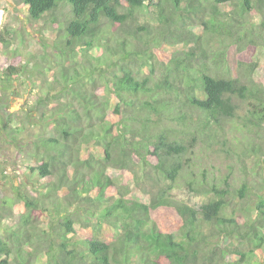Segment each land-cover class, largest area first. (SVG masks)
<instances>
[{"label":"trees","instance_id":"1","mask_svg":"<svg viewBox=\"0 0 264 264\" xmlns=\"http://www.w3.org/2000/svg\"><path fill=\"white\" fill-rule=\"evenodd\" d=\"M19 1L50 16L61 62L25 119L7 109L17 64L0 77V173L36 176L0 191V264H264V176L253 192L195 169L200 142L264 164V0H158L155 25L149 0Z\"/></svg>","mask_w":264,"mask_h":264},{"label":"rangeland","instance_id":"2","mask_svg":"<svg viewBox=\"0 0 264 264\" xmlns=\"http://www.w3.org/2000/svg\"><path fill=\"white\" fill-rule=\"evenodd\" d=\"M149 1L150 3L147 2L148 11L141 15L139 22H149L155 25L157 20L153 4L158 0ZM64 8L56 12H62L63 18H69L68 10L66 7ZM26 11L27 7L22 6L19 0H0V34H3L6 39H10L11 41L8 45L0 44V77L9 64H17L20 70L19 77L11 82L5 94L8 96L7 103L9 107L7 109L12 115L16 114L20 119H25L24 112H29L32 109L35 102L36 90L42 88L45 80H47L48 85L53 76L59 74L58 68L61 62V56L57 53L59 48V44L57 43L58 39L49 33L54 27V25L52 26L50 16L47 14L42 22L33 23L27 19ZM254 18L256 22H259L260 16L258 14L254 15ZM193 27L194 30H199L197 25ZM8 29L13 34L12 38L6 33ZM181 48V46L174 49L162 46L161 49L172 52ZM253 60L264 65V48H258L255 51ZM42 70L45 71L44 74ZM37 131L38 128L28 125L20 134L21 140H28ZM236 133L234 131L230 133L229 137L231 139L228 145L230 143H236V140L240 138V134L235 135ZM6 139L9 140L7 137ZM5 149L7 152H4L3 156L0 155V160L2 157L4 159L15 155L16 149L11 143L5 146ZM195 155L199 158L195 169L202 170L205 168L210 175L215 174L221 177L231 173L230 179L235 186H240L245 179L251 186L250 190L255 192L257 187L260 189V186L255 181H260L264 176V164L256 165L257 160L255 161L254 158L240 162L238 156L223 152L221 145H208L207 143L203 144L201 142L195 149ZM232 162L233 165H231ZM35 164L31 163L29 166L32 168ZM245 164L246 172L241 169ZM24 171H17L18 174H16L12 165L7 166L4 175L0 173V191H8L9 194L14 188H11L12 184L17 185L21 180H26L27 182L35 180L36 176H32L30 170ZM121 179L123 178L121 177ZM129 185L133 187V180H130ZM173 196L177 200L184 201L196 209H200L207 202L208 197H210L191 192L187 187L183 186L177 187L173 192ZM250 196L252 200L256 199L255 196ZM174 219L178 220V217L174 215ZM76 228L81 230L79 225H76ZM79 233L75 237H85L86 232L79 231ZM261 254L260 256H262Z\"/></svg>","mask_w":264,"mask_h":264}]
</instances>
